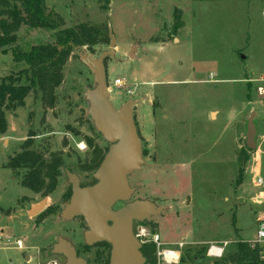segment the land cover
<instances>
[{
  "label": "rangeland",
  "instance_id": "rangeland-1",
  "mask_svg": "<svg viewBox=\"0 0 264 264\" xmlns=\"http://www.w3.org/2000/svg\"><path fill=\"white\" fill-rule=\"evenodd\" d=\"M45 7L60 29H93L94 42L81 45L90 62L111 48L115 35L116 53L106 58L107 85L115 108L138 100L133 115L144 159L130 175L131 200L164 207L150 222L134 224L143 248L156 246L144 253L147 264H215L237 251L239 239H255L264 257V240L257 238L264 222V0H45ZM16 34L24 50L56 41L48 27L21 25ZM81 52L66 59L53 107H45L34 90L23 105L5 111L0 264H65L53 251L61 238L89 264L110 262L109 244L85 243L82 217L62 216L72 196L67 171L83 187L94 184L110 146L88 114L87 91L97 83ZM24 67L11 52L0 51V77ZM253 111L257 146L249 149ZM30 131L32 144L25 148ZM24 149L40 151L47 160L58 154L63 161L56 189L45 196L46 208L34 216L27 210L45 197L21 183L28 167H8ZM155 234L160 251L178 250V262L168 263L158 253ZM213 245L223 248L220 257L209 255Z\"/></svg>",
  "mask_w": 264,
  "mask_h": 264
},
{
  "label": "water",
  "instance_id": "water-1",
  "mask_svg": "<svg viewBox=\"0 0 264 264\" xmlns=\"http://www.w3.org/2000/svg\"><path fill=\"white\" fill-rule=\"evenodd\" d=\"M111 48L103 51L94 62L87 60V52L81 47L80 59L85 62L95 76L96 87L87 91L88 114L97 131L103 134L110 146L93 177L96 182L82 186L77 174L67 171L72 186L71 198L62 210L65 220L82 217L87 224L85 243L92 245L106 242L110 244V264H147L142 252L143 243L135 235L134 223L150 222L154 215L164 211L163 206L153 201L131 200L134 188L130 185V175L144 164L142 142L135 125L133 107L137 99L115 108L107 85L106 58L116 53L115 35H110ZM136 45H133L130 56ZM255 112L249 118L247 146L255 149L257 142ZM118 203H124L115 208ZM48 198L30 205L27 213L38 215L46 208ZM53 251L63 255L65 264H89L79 256L71 242L59 239Z\"/></svg>",
  "mask_w": 264,
  "mask_h": 264
},
{
  "label": "trees",
  "instance_id": "trees-1",
  "mask_svg": "<svg viewBox=\"0 0 264 264\" xmlns=\"http://www.w3.org/2000/svg\"><path fill=\"white\" fill-rule=\"evenodd\" d=\"M0 3L3 6L0 15L7 16L0 19V51L11 52L13 60L26 63V67L0 77V133H5V111L8 107L23 105L31 91L41 92L45 107L54 106L57 98L55 90L64 81L62 71L66 59L72 51H76V47L81 48L85 42H94V31L83 25L80 28L60 29L57 18H53L51 12L47 13L45 10V0H0ZM176 21H180L179 16ZM21 25L53 29L56 41L36 44L30 50H24L17 43L16 32ZM181 25L182 22L178 23L177 28H181ZM32 137L33 133L30 131L29 138L22 144L25 148L32 144ZM62 164V158L58 154H53L47 160L40 151L24 149L9 160L8 167L12 170L28 167V171L21 177V183L33 193H40L45 197L56 189ZM155 248V244L144 245L142 252L153 253ZM215 264H264L262 248L254 242L239 239L237 251Z\"/></svg>",
  "mask_w": 264,
  "mask_h": 264
},
{
  "label": "built area",
  "instance_id": "built-area-1",
  "mask_svg": "<svg viewBox=\"0 0 264 264\" xmlns=\"http://www.w3.org/2000/svg\"><path fill=\"white\" fill-rule=\"evenodd\" d=\"M122 83V80L120 78L115 79V84L119 85ZM259 184L263 183V178H259L258 180ZM260 227L258 229V234L257 238L258 240H264V222L260 223ZM153 242L157 244L159 251L158 253L163 256V258L168 262L176 263L179 261V252L176 249H165L160 251L161 248V241H160V236L159 234H155L153 236ZM257 241H254L256 243ZM21 245V242H19V246ZM223 248L222 247H217L215 245L211 246L209 249V255L213 257H220L222 255Z\"/></svg>",
  "mask_w": 264,
  "mask_h": 264
},
{
  "label": "flooded vegetation",
  "instance_id": "flooded-vegetation-1",
  "mask_svg": "<svg viewBox=\"0 0 264 264\" xmlns=\"http://www.w3.org/2000/svg\"><path fill=\"white\" fill-rule=\"evenodd\" d=\"M106 152H107V151H106ZM104 155H105V154H104ZM102 159H103V158H102ZM100 164H101V163H100ZM81 185H82V184H81ZM136 222H138V221H136ZM136 222H135V223H136ZM135 223H134V224H135ZM140 223H143V222H140ZM134 229H135V227H134ZM103 243H106V242H103ZM106 244H107V243H106ZM109 245H110V244H109ZM110 247H111V246H110ZM109 261H110V258H109ZM109 264H110V262H109Z\"/></svg>",
  "mask_w": 264,
  "mask_h": 264
},
{
  "label": "crops",
  "instance_id": "crops-1",
  "mask_svg": "<svg viewBox=\"0 0 264 264\" xmlns=\"http://www.w3.org/2000/svg\"><path fill=\"white\" fill-rule=\"evenodd\" d=\"M249 240H251V241H253V242H254V241H256L255 239H254V240H252V239H249Z\"/></svg>",
  "mask_w": 264,
  "mask_h": 264
}]
</instances>
